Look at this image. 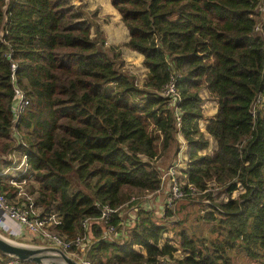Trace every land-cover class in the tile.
<instances>
[{"label":"trees","instance_id":"16d2710c","mask_svg":"<svg viewBox=\"0 0 264 264\" xmlns=\"http://www.w3.org/2000/svg\"><path fill=\"white\" fill-rule=\"evenodd\" d=\"M109 1L125 43H106L97 9L73 0H0V192L56 214L51 229L68 239L85 233L89 264H235L237 252L264 264V102L250 112L264 89L262 0ZM124 47L143 56L141 86ZM171 75L179 126L162 95ZM14 85L28 101L16 121ZM180 137L187 161L177 178L208 199L196 220L213 237L176 228L172 205L157 217L138 203L159 189ZM13 152L22 169L6 160ZM97 203L118 208L111 237L103 223L82 226L100 216ZM128 204L136 212L122 235ZM8 258L0 253V264Z\"/></svg>","mask_w":264,"mask_h":264},{"label":"built area","instance_id":"2783aa9c","mask_svg":"<svg viewBox=\"0 0 264 264\" xmlns=\"http://www.w3.org/2000/svg\"><path fill=\"white\" fill-rule=\"evenodd\" d=\"M261 11L264 12V0H262L261 3ZM11 66L12 70H14L16 67L15 64H12ZM12 76L15 81V77L13 74ZM262 85L264 87V70L262 74ZM13 90L15 99L13 102L12 111L14 115V121H16L18 115L21 113L25 105L28 104V101L26 100L22 90L18 86L14 85ZM162 95L164 97H167L174 107L177 120L176 124L177 126H179V111L177 108V104L181 100V97L176 87V78L173 75L170 76L168 82L163 87ZM263 102L264 89L257 93L250 105V112L252 115L256 114L257 109L262 106ZM5 158L6 160H10V155H6ZM24 161L25 159L22 157L20 164L21 166H19V168L22 167ZM182 162L183 161L180 160V157H176V159L170 161L165 168H162L161 183L159 189L154 193H150L142 197L138 202L139 205L143 206L144 203H148L149 206L146 205L143 207L154 209V206L151 204V202L154 200V196H159L158 193L161 192V189L164 188V186H166L167 189V198L164 199V204H166L167 206H173L177 201L184 199L188 195L194 196L198 194V191H196V189L192 186H189V194L180 186V181L177 178V174ZM203 202L208 203L209 201L208 199L204 198ZM97 206L101 211L100 216L96 219L86 218L83 221L82 226L87 229L91 221L103 223L106 225V229L103 234L107 237H111L115 230L114 224H112V219L114 218L115 213L118 211V208H112L108 205H101L99 203H97ZM0 210L2 211L0 218V228H3L4 231L19 235L25 230L31 233V235H36L43 242L61 248L70 256H74L76 260L81 261L82 263L89 264L88 260L85 259V252L89 241L88 236L84 233V235L82 236L78 235L74 238L68 239L67 237L60 235L56 231L52 230L51 227H54L56 224L60 223V218L56 214L52 213L50 215L41 216V214H39V212L34 208L32 202H30L29 204L25 202H22L20 204H10L8 203L5 195L1 192ZM120 216L122 221L120 233L123 235V230L130 219L126 218L122 214V212L120 213ZM73 249H76L77 251H74ZM2 264L32 263L9 257L8 259L4 260ZM150 264H172V262L167 259H161L158 262H153Z\"/></svg>","mask_w":264,"mask_h":264},{"label":"rangeland","instance_id":"374dc122","mask_svg":"<svg viewBox=\"0 0 264 264\" xmlns=\"http://www.w3.org/2000/svg\"><path fill=\"white\" fill-rule=\"evenodd\" d=\"M75 3H78L81 8H83L84 10H86V12H93L95 9H97V14H96V18L94 17V21L96 23V25H98V29L101 31L102 33V37L106 40V43L108 44H112V45H118L120 43H125V38H126V33L124 30V25L123 22L120 19V16L118 14V12L116 11V9L112 6V4L110 3L109 0H73ZM94 32L96 33L95 36L99 37V34L97 33L98 31H93V35ZM130 51V50H129ZM128 48L124 47L122 49V55H123V59L125 60V65L126 68L136 76V82L138 85H142L143 80L145 78L146 75V70L143 67V65L141 64V62H138V59L135 60V58H131L129 57L128 59ZM141 65V66H140ZM213 109L210 108L208 110V113H212ZM180 140V153L173 158V157H168L165 158L163 161V167H165L170 161H173L174 159H176V157H180V160H183V156H185V161L186 160V155H185V150L183 151V147H185V145L183 144L184 142L182 141L181 137L179 138ZM17 155V161H19L21 159V154L18 152L16 153ZM186 164V163H185ZM185 164L181 163L180 165V169H182ZM20 169H22V167H20ZM19 191L21 193H27V188L26 186H19ZM167 189L166 186H164V188L161 189V192L158 193L159 197L156 198L157 196H154V200H153V204H154V213L157 215V217L161 216V212L159 209H157L156 206H160L163 204V201L165 198H167ZM18 197V195H17ZM190 197V198H189ZM187 196L184 199H181L179 201H177L173 206L172 209L175 210V214H174V218L175 219H180V224L176 225L175 227H188L189 224H191L189 226V231L190 232H194L197 235H203L204 237L210 236L213 237V235L210 232L209 229V223H205L203 220H196V216L198 214V212L200 211V213H203V208H205V204L207 202H202L204 199L200 198L198 194L194 195V196ZM225 197V195L223 196ZM150 200V199H148ZM202 203H201V202ZM191 203H194L196 205H198V209L196 208V210L191 207ZM130 204L124 206L121 208V212L122 214L126 217L127 216V211L132 209L129 207ZM199 210V211H198ZM177 212V213H176ZM131 213L133 214V212L131 211ZM134 215L131 217H128L129 219H133ZM131 224V221L129 222V225ZM3 234V233H1ZM4 236H6L5 234H3ZM12 239V238H11ZM33 244H44V245H51L49 243L43 242L41 239H33L31 241ZM75 251H77L75 249ZM79 254V253H77ZM69 255V254H68ZM234 257L233 258V262L235 264H262L260 262H251L250 260H248L245 256H243V254L241 252H237L236 254H233ZM74 257V256H72Z\"/></svg>","mask_w":264,"mask_h":264},{"label":"water","instance_id":"95a60500","mask_svg":"<svg viewBox=\"0 0 264 264\" xmlns=\"http://www.w3.org/2000/svg\"><path fill=\"white\" fill-rule=\"evenodd\" d=\"M1 213L2 211L0 210V218ZM0 253L32 264H86L68 255L59 247L21 243L4 236L1 232Z\"/></svg>","mask_w":264,"mask_h":264},{"label":"crops","instance_id":"0c3cea01","mask_svg":"<svg viewBox=\"0 0 264 264\" xmlns=\"http://www.w3.org/2000/svg\"><path fill=\"white\" fill-rule=\"evenodd\" d=\"M124 30H125V33H126V38L124 39L125 40V42L126 41H128V39H129V35H128V31H127V29L126 28H124ZM127 54H128V59H129V57H131V58H135V60L136 59H138V62L140 61V62H142V60H143V56L141 55V54H138V53H135V52H133V51H129L128 50V52H127ZM141 66V65H140ZM213 112V111H212ZM184 145H185V143H183ZM185 150V147H183V151ZM16 153H18V152H13V153H11V154H9L10 155V158H12V162H16L17 161V155H16ZM183 156V164H185L186 163V161L184 160L185 159V156L184 155H182ZM22 159V158H21ZM21 159L19 160V161H21ZM185 166H186V164H185ZM185 166L183 167V168H185ZM1 168H3V163H0V169ZM159 196H157L156 198H158ZM153 202V201H152ZM151 202V204L154 206V204ZM150 203V202H149ZM163 204H164V201H163ZM163 204L162 205H160V206H156V207H158V209L160 210V212H161V209L163 208ZM146 205H148V203L147 204H145L144 203V205L143 206H146ZM149 206V205H148ZM135 205H132L130 208H132V209H130V210H128L127 211V216H126V218H128V217H131V216H133V215H135ZM131 211L133 212V214L131 213ZM175 211V210H174ZM177 213V212H176ZM161 215H162V212H161ZM129 219V218H128ZM179 219V218H178ZM131 220V219H130ZM91 222H93V221H91ZM91 222L89 223V226H90V224H91ZM0 232L1 233H3V234H5L7 237H9V238H12L13 240H15V241H18V242H21V243H27V244H33L31 241L33 240V239H38V237L36 236V235H31V233H29V232H27V231H23L21 234H12V233H10V232H7V231H4L3 230V228H0Z\"/></svg>","mask_w":264,"mask_h":264}]
</instances>
